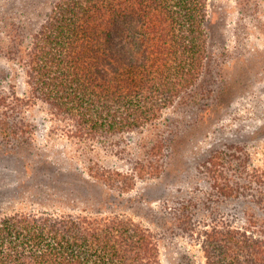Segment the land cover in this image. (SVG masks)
Instances as JSON below:
<instances>
[{"label":"trees","instance_id":"trees-1","mask_svg":"<svg viewBox=\"0 0 264 264\" xmlns=\"http://www.w3.org/2000/svg\"><path fill=\"white\" fill-rule=\"evenodd\" d=\"M210 1L52 0L44 21L27 34L7 24L8 45L0 52L22 67L28 89L23 96L0 93V144L8 150L30 146L33 129L23 113L37 100L52 131L82 144L85 153L102 147L125 152L124 135L157 127L164 110L192 100L213 69ZM237 4L257 8L256 0ZM236 83L225 87L229 102L239 94ZM223 93L211 100L218 103ZM184 143L174 134L153 132L127 171L88 156L71 189L82 196L78 211L0 214V264H161L155 231L130 214L106 209L108 198H97L101 186L124 193L138 179L158 180L176 171ZM219 154L215 150L205 167L216 200L233 201L251 191L255 198L243 210L241 225L215 219L204 224L199 233L207 263L264 264V166L252 168L238 185ZM68 177L73 174L61 170L46 183ZM189 206L180 212L183 221L190 219Z\"/></svg>","mask_w":264,"mask_h":264},{"label":"rangeland","instance_id":"rangeland-1","mask_svg":"<svg viewBox=\"0 0 264 264\" xmlns=\"http://www.w3.org/2000/svg\"><path fill=\"white\" fill-rule=\"evenodd\" d=\"M256 1V9L246 10L237 0L210 1L214 12L211 49L216 54L213 69L192 91V100L184 99L164 110L157 127L124 135L122 154L115 155L104 147L85 153L82 144L60 130L52 131L42 102L28 105L23 115L33 129L30 146L8 150L0 144V214L19 209L78 211L84 205L82 196L71 189L88 156L127 171L153 132L169 138L174 134L185 141L176 171L158 180L138 179L129 192L107 189L108 193L101 186L102 196L97 199L104 202L103 198H108L106 209L130 214L155 231L160 239L161 264H208L203 251L205 237L199 233L204 224L215 219L241 225L243 210L255 198L251 191L233 201L216 200L214 181L205 168L211 155L216 150L222 163L229 161L228 173L238 185L252 168L264 166V0ZM51 2L0 0V50L8 45L4 34L7 24H18L25 35L44 21ZM235 81L239 94L229 102L225 87ZM27 89L22 67L0 52V93L23 96ZM223 89L218 103L211 100ZM39 169L44 172L36 175ZM61 170L73 174V179L68 177L53 186L46 183ZM187 204L190 219L183 221L180 212Z\"/></svg>","mask_w":264,"mask_h":264}]
</instances>
